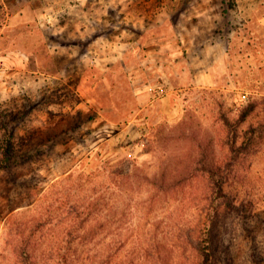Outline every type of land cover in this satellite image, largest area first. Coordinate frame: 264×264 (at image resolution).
Listing matches in <instances>:
<instances>
[{
	"label": "rangeland",
	"instance_id": "1",
	"mask_svg": "<svg viewBox=\"0 0 264 264\" xmlns=\"http://www.w3.org/2000/svg\"><path fill=\"white\" fill-rule=\"evenodd\" d=\"M201 239L264 264V0H0V264Z\"/></svg>",
	"mask_w": 264,
	"mask_h": 264
},
{
	"label": "trees",
	"instance_id": "2",
	"mask_svg": "<svg viewBox=\"0 0 264 264\" xmlns=\"http://www.w3.org/2000/svg\"><path fill=\"white\" fill-rule=\"evenodd\" d=\"M204 240L205 242H207L206 245H208L209 241L206 240V238ZM202 241L203 239L200 240V243H199L200 245L196 248V253H197L196 259H195V247H194V258L191 260L190 264H212V261L214 260L212 252L209 246L203 247L201 245ZM23 263L30 264V255L27 254V252L25 253V255H23Z\"/></svg>",
	"mask_w": 264,
	"mask_h": 264
},
{
	"label": "crops",
	"instance_id": "3",
	"mask_svg": "<svg viewBox=\"0 0 264 264\" xmlns=\"http://www.w3.org/2000/svg\"><path fill=\"white\" fill-rule=\"evenodd\" d=\"M197 14H200V12H197Z\"/></svg>",
	"mask_w": 264,
	"mask_h": 264
}]
</instances>
